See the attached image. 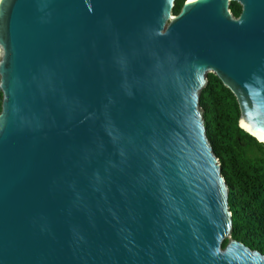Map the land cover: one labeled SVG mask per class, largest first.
Segmentation results:
<instances>
[{"label":"water","instance_id":"1","mask_svg":"<svg viewBox=\"0 0 264 264\" xmlns=\"http://www.w3.org/2000/svg\"><path fill=\"white\" fill-rule=\"evenodd\" d=\"M174 5L0 0V264H264L199 104L264 144V0Z\"/></svg>","mask_w":264,"mask_h":264},{"label":"trees","instance_id":"2","mask_svg":"<svg viewBox=\"0 0 264 264\" xmlns=\"http://www.w3.org/2000/svg\"><path fill=\"white\" fill-rule=\"evenodd\" d=\"M184 1L175 0L174 14ZM231 10L238 15V5L233 3ZM199 104L206 136L229 189L231 237L264 255V144L239 128L237 102L213 74L207 75Z\"/></svg>","mask_w":264,"mask_h":264},{"label":"flooded vegetation","instance_id":"3","mask_svg":"<svg viewBox=\"0 0 264 264\" xmlns=\"http://www.w3.org/2000/svg\"><path fill=\"white\" fill-rule=\"evenodd\" d=\"M233 3H235L236 5H238L239 13H240V11H241V7H240V5H239L237 2H234V1L230 2V5H229L230 11L232 12V10H231V5H232ZM239 13H238V15H239ZM232 14H233V13H232ZM233 15H234V14H233ZM238 15H234V16L237 17Z\"/></svg>","mask_w":264,"mask_h":264}]
</instances>
